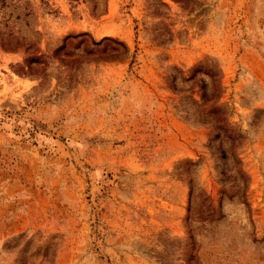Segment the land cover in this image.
<instances>
[{"label":"rangeland","instance_id":"374dc122","mask_svg":"<svg viewBox=\"0 0 264 264\" xmlns=\"http://www.w3.org/2000/svg\"><path fill=\"white\" fill-rule=\"evenodd\" d=\"M0 264H264V0H0Z\"/></svg>","mask_w":264,"mask_h":264}]
</instances>
